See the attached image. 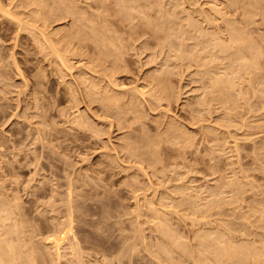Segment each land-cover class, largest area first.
<instances>
[{
  "label": "rangeland",
  "instance_id": "rangeland-1",
  "mask_svg": "<svg viewBox=\"0 0 264 264\" xmlns=\"http://www.w3.org/2000/svg\"><path fill=\"white\" fill-rule=\"evenodd\" d=\"M0 1L6 10L19 2ZM124 1L44 0L43 10L39 4L36 9L44 12L45 25L35 12L38 21L33 13L15 16L28 24L34 17L30 29L0 12V201L9 203L6 210L17 205L10 210L19 215L24 249L32 246L35 252L26 250L25 256L35 255L36 264H157L150 257L158 253L156 222L166 228L180 221L175 223L180 230L170 226L182 237L207 224L195 222L193 230L184 219L193 206L188 201L196 202L197 195L206 198L201 206L206 220L195 214L201 207L191 208L203 217L200 222H224L215 224L220 229L210 226L224 232L228 220L229 231L250 229L247 234L264 239V0ZM74 23L78 27L72 29ZM51 38L62 62L48 49ZM212 38L228 51L215 50ZM243 40L253 45L248 50L259 52L249 57L242 48L248 59L238 62L244 59L236 52L246 47L239 44ZM204 42L212 44L205 48ZM219 72L224 79L237 74L228 92L227 86L211 91L213 78L224 81ZM173 125L178 131L170 132ZM225 184L243 186L245 199L234 202L237 195L230 201ZM223 186L215 195L226 196L209 197ZM148 207L160 216L153 217ZM179 209L181 215L173 213ZM66 220L72 232L57 257L50 241Z\"/></svg>",
  "mask_w": 264,
  "mask_h": 264
},
{
  "label": "bare ground",
  "instance_id": "bare-ground-1",
  "mask_svg": "<svg viewBox=\"0 0 264 264\" xmlns=\"http://www.w3.org/2000/svg\"><path fill=\"white\" fill-rule=\"evenodd\" d=\"M9 1V0H8ZM12 1H14V0H12ZM44 0H19V2L17 1V4L16 3H14V4H16L15 6H14V8L12 7V9L11 8H7V10L6 9H4V6L5 5H3V7L1 6V1H0V12H1V14H3V15H5V17L6 16H9V17H11L10 18V20H14V22H15V25H17L18 24V26H19V28H21V27H25V29H27L30 25L31 26H33L32 24H33V21H34V17H36V15H35V13L37 14V17H39L40 18V16H41V18L43 19H39L41 22H42V24H41V26L42 25H45V14L43 15V13H42V11H40V10H43V7H44V5H43V2ZM57 1V0H56ZM124 1V0H123ZM123 1L121 0V2H118V4L120 5L121 3H123ZM53 2H55V1H53ZM58 2H59V4H61L60 2H61V0H58ZM232 2H235V1H232ZM11 3V2H10ZM56 3V2H55ZM127 4V2H125L124 1V3L123 4ZM39 4V6H41V9L38 11L36 8H37V6L36 5H38ZM56 4H58V3H56ZM55 4V5H56ZM123 4H121V5H123ZM136 4V3H135ZM232 5H235V4H233V3H231ZM7 5H10L9 4V2H8V4ZM11 5H12V3H11ZM10 5V6H11ZM131 5V4H130ZM33 8H32V7ZM36 6V7H35ZM39 6H38V8H39ZM125 6V5H124ZM25 7H27V8H25ZM28 7H29V10H30V8H32V10L29 12V10H28V12H26L25 10V12L22 10H20V8H23V9H28ZM56 8H58L59 10H60V6L59 7H57V6H55ZM119 7V6H118ZM130 7V6H129ZM121 8V7H120ZM124 8H127V6H125ZM131 8V7H130ZM10 9H11V11H10ZM14 9V10H13ZM15 9H16V11H15ZM53 9H54V7H53ZM52 9V11L54 12L55 10H53ZM57 9V10H58ZM135 9V8H134ZM213 9V8H212ZM17 10H19V11H17ZM122 10H124V9H122ZM132 10V9H131ZM50 11V12H49ZM121 11V10H120ZM120 11H117V12H119L120 13ZM134 11V10H133ZM136 11H137V9H136ZM33 12H35V13H33ZM48 12L49 13H51V10H48L47 11V14H48ZM51 13L50 15H54V13L55 12H57V11H55L54 13ZM121 12H123V11H121ZM124 12H126L127 13V11H126V9L124 10ZM123 12V13H124ZM131 12V11H130ZM31 13H33L32 15H35L34 17H33V19L32 20H28V22L29 23H31L32 22V24H28V23H26L27 21H24L23 19V21L21 20V19H18L19 17H20V15L21 16H23V15H25L24 17H29V18H31ZM123 13H120L121 15L123 14ZM128 13H129V10H128ZM127 13V14H128ZM132 13V12H131ZM17 14H20L19 15V17H18V15ZM125 14V13H124ZM123 14V15H124ZM133 14H135V12L133 13ZM2 15V16H3ZM43 15V16H42ZM49 15V14H48ZM47 15V16H48ZM135 15H137V14H135ZM18 17V18H16V17ZM46 16V20H48V17ZM120 16V15H119ZM125 16V15H124ZM15 17V18H14ZM37 17H36V20H37ZM98 17V16H97ZM127 17H130V15H128V16H126V17H124V18H127ZM21 18V17H20ZM120 18V17H119ZM76 19V18H75ZM129 19V18H128ZM127 19V20H128ZM162 19V18H161ZM12 20V21H13ZM79 20H80V17H79ZM91 20V19H90ZM122 20V19H121ZM131 20V19H130ZM129 20V21H130ZM149 20V19H148ZM163 21H164V19H162ZM38 21V20H37ZM75 20H73V22H74ZM76 21H77V19H76ZM89 21V20H88ZM124 21V20H123ZM144 21V20H143ZM43 22H44V24H43ZM78 22V21H77ZM82 22V21H81ZM131 22V21H130ZM146 23H147V21H145ZM151 22L152 21H150L149 23L151 24ZM161 22V21H160ZM208 22V21H207ZM80 23V22H79ZM85 23V22H84ZM88 23V22H87ZM75 24V23H74ZM83 24V22L81 23V25ZM93 23H92V20H91V25H92ZM148 24V23H147ZM29 25V26H28ZM78 25H80V24H78ZM101 26H102V24H100ZM99 25V26H100ZM104 25V24H103ZM76 26V24L75 25H72V29H73V27H75ZM100 26V27H101ZM192 26V25H191ZM76 27H78V26H76ZM85 27V26H84ZM155 27V26H154ZM193 27V26H192ZM195 27H197V26H195ZM194 27V28H195ZM38 28V27H37ZM70 28V29H71ZM164 28V27H163ZM194 28H192L193 30H197V29H194ZM232 27L230 26V29H231ZM28 29H30V28H28ZM72 29L70 30V31H72ZM76 29V28H75ZM78 29V31H79V28H77ZM81 29H83L82 27H81ZM164 29H166V28H164ZM69 30V29H68ZM232 30V32H233V28L231 29ZM69 31V32H70ZM74 31V30H73ZM77 30H76V32L77 33H79V35H80V32H78ZM229 31V30H228ZM235 31V30H234ZM68 32V33H69ZM76 32H74V33H76ZM209 33V35L210 34H212V33H210V32H208V31H205L204 33L207 35V33ZM231 32V31H230ZM71 33V32H70ZM93 33H94V31H93ZM233 34H235V32H233ZM241 34V33H240ZM240 34H238V35H240ZM216 34H214L213 35V37H217V36H215ZM229 35H230V33H229ZM228 35V36H229ZM232 35V34H231ZM235 35H237V34H235ZM41 36H42V34H41ZM197 36H199V34L197 35ZM211 36V35H210ZM199 37H201V36H199ZM207 38H209L208 36H206ZM212 37V36H211ZM229 37H231V36H229ZM238 37H241V36H238ZM92 38H93V36H92ZM97 38V37H96ZM99 38H101L100 36H99ZM103 38V37H102ZM220 38H221V36H220ZM228 38V37H227ZM232 38H233V36H232ZM60 39V38H59ZM94 39V38H93ZM92 39V40H93ZM212 39H214V38H212ZM215 39H217V38H215ZM214 39V41H216V46H217V48H215L216 46H214V49L216 50V49H218L219 48V46H222L221 48H219L218 50H220V49H222V50H220V51H224V50H226L225 52H227L228 50L227 49H225V46H224V42L223 41H221V39H219V41H217V40H215ZM222 39H224V37L222 38ZM236 39H238L237 37H235L234 38V40H232V41H234L235 42V44H236V42H238V40H236ZM46 40V39H45ZM96 39H94V41H95ZM98 41H100V43L102 44V42L103 41H101L100 39H97ZM96 40V42H98ZM104 40V39H103ZM209 40H211V39H209ZM224 40H226V39H224ZM229 40V41H228ZM47 41V40H46ZM51 41L53 42V40H52V38H51ZM55 42H56V40H54ZM60 41H61V39H60ZM106 41H109V40H106ZM204 41V40H203ZM205 41H206V39H205ZM214 41L212 40V41H210V42H212L213 43V45H214ZM227 41L234 47V45L232 44V41H230V38L229 39H227ZM248 41V40H247ZM246 40H243L241 43H239V44H243V42H244V44H243V46L245 45L246 47H241V50H242V48L243 49H246L247 47H249V49H251L252 47H253V45L251 44V42L249 41V42H247ZM45 42V41H44ZM50 42V41H49ZM52 42H50L51 44H53V45H50L51 46V48H50V46H49V50H51L52 51V53L54 52V56L55 55H57V56H59L58 54H59V51H58V49H56V51H53V49H52V47L54 46V42L52 43ZM58 42H59V40H58ZM96 42H94V43H96ZM210 42H204L206 45L205 46H208V47H205V48H209V46H210V44H212V43H210ZM233 42V43H234ZM203 43V44H204ZM208 43V44H207ZM218 43H222V45L220 44V45H218ZM247 43H249V45L247 44ZM56 44V43H55ZM107 44V43H106ZM110 44H112L111 42H110ZM212 45V46H213ZM252 45V47H250ZM112 46H113V44H112ZM238 46H242V45H238ZM236 47V48H239V47ZM255 46V45H254ZM212 48V47H211ZM256 48V47H255ZM54 49H55V47H54ZM106 49V48H105ZM207 50V49H206ZM213 50V49H212ZM212 50H210L209 52H210V54H206V55H212ZM234 50H235V48H234ZM252 50H254L256 53H254V54H258V50L257 49H252ZM252 50H248V48H247V51H248V56L250 57V56H252V54H250V53H252L251 51ZM104 51V50H103ZM106 51H107V49H106ZM244 51H246V50H244ZM258 51V52H257ZM57 52V54H55ZM208 52V53H209ZM234 52V51H233ZM236 52H237V54H238V52H239V55H237V56H239V58L241 57V56H243V54H241V53H244L243 52V50L242 51H240V50H236ZM241 54V55H240ZM247 54L245 53V56H246ZM61 56V55H60ZM57 57L60 61H61V57ZM247 56V57H248ZM196 57H197V55H196ZM210 57V56H209ZM213 56H211L210 58H212ZM234 57V56H233ZM244 57V56H243ZM56 58V57H55ZM61 58V59H60ZM200 58H202V57H200ZM205 58H207V57H205ZM239 58H236L237 60H239ZM57 59V60H58ZM198 59V58H197ZM208 59V58H207ZM241 60H239L238 62H242V61H246L245 59H248V58H245L244 57V59L243 58H240ZM63 60V59H62ZM199 61L201 60V59H198ZM237 60H236V62H237ZM232 61L233 60H231V63H232ZM252 61V60H251ZM62 62V61H61ZM253 62H255L254 60L252 61V63ZM206 63H207V61H206ZM205 63V64H206ZM256 63V62H255ZM235 63H232V68H233V65H234ZM251 64V63H250ZM249 64V65H250ZM210 65V64H209ZM211 65H214V64H211ZM231 65V64H230ZM238 65H239V63H238ZM252 66H253V64H251ZM240 66V65H239ZM247 66H248V64H247ZM203 67H209V66H206V65H204ZM236 68H239V67H236ZM211 69V71H213V69L212 68H210ZM231 69V68H230ZM218 71V70H217ZM217 71H215V72H217ZM237 71H238V69H237ZM235 69H234V72H237ZM165 73V72H164ZM209 73V72H208ZM226 73V72H225ZM218 74H220V72L218 73ZM222 74V73H221ZM220 74V75H221ZM235 74V73H234ZM208 75H210V74H208ZM224 75L225 74H222L221 75V77H223V79L224 78H228L227 76L226 77H224ZM226 75H228L227 73H226ZM236 75L237 74H235V75H233V76H235L236 77ZM235 77H233V78H231V79H233L234 80V78ZM210 78H213V77H210ZM217 78V79H216ZM230 78V77H229ZM215 81V83H216V85H214L213 84V82H211L212 84L211 85H213L214 87H210V88H214V89H211V91L213 90H216L217 89V87L218 86H227L226 88L225 87H222V89L223 90H225V91H227L228 89H231V88H233L232 86H234L233 85V80H231V79H224V81L223 80H220L219 79V77H215V78H213ZM212 79V80H213ZM219 80V81H218ZM230 80H231V82H230ZM220 81H222L221 82V84H219L220 83ZM232 84V85H231ZM215 86H217L216 87V89H215ZM229 87V88H228ZM225 88V89H224ZM167 89V88H166ZM166 89H164V90H166ZM228 92V91H227ZM138 93H140V92H138ZM141 93H143V92H141ZM132 94V96H135L136 97V95L134 94V92L133 93H131ZM153 94V93H152ZM155 94V93H154ZM139 95V94H138ZM141 95H143V94H140V96ZM158 95H160V94H158ZM156 96V95H155ZM151 97V96H150ZM157 97V96H156ZM158 97H160V96H158ZM136 99V98H135ZM153 100L155 99V97H153L152 98ZM160 99H161V97H160ZM159 99V100H160ZM158 100V99H157ZM157 100H155V101H157ZM131 104V103H130ZM130 107H132V106H130ZM171 129H170V132L173 130L172 128H174V129H176L177 131H178V127H174V125L173 126H171L170 127ZM168 129V128H167ZM176 133H178V135H179V132H176ZM151 143V142H150ZM149 143V144H150ZM147 144V143H146ZM148 144V146H150ZM153 144V143H152ZM155 144V143H154ZM146 145H143V147H145ZM155 146V145H154ZM154 146H152L153 148H154ZM129 147V146H128ZM132 147V146H131ZM142 147V148H143ZM138 148H139V146H138ZM148 148V147H147ZM153 148L152 149H150L149 151H151V150H153ZM157 148V147H156ZM131 149V148H130ZM132 150V152H134V150L135 149H131ZM145 150V149H144ZM141 151H143V150H141ZM140 150H138V152H141ZM154 151V150H153ZM142 154V153H141ZM141 154H139V156L141 155ZM148 151H147V153H146V156L148 157V158H151V156H152V152L150 153V155L151 156H148ZM144 155V154H143ZM142 156V155H141ZM140 156V157H141ZM144 157V156H143ZM238 180V179H237ZM239 181V180H238ZM238 181H237V183H238ZM232 182H235V183H233L234 185H236L237 183H236V180L235 181H232ZM228 183H230L231 185H233L231 182H228ZM226 186H225V188L228 186L227 184H225ZM230 185V186H231ZM230 186H228V187H230ZM241 185H237L236 187H240ZM243 186H241L240 188H235V189H237V190H235V189H233V188H226V190L224 189V186L223 187H221L220 189H218V190H215L214 192H213V194H212V192L211 193H209L208 195H209V197L210 196H217V195H219V194H217V195H215L216 193H217V191L219 192V190L221 191V193H223V191L225 190V192H229L228 193V195L229 196H226L225 194H220L222 197L225 195L227 198H230V201H232V199L231 198H233V197H235V196H239V193L240 192H242L241 190H243V188H242ZM217 188V187H216ZM215 188V189H216ZM242 188V189H241ZM222 189H224V190H222ZM230 189V190H229ZM239 189H241L240 191H239ZM230 192L231 193H236V195L233 193V194H230ZM243 193V192H242ZM242 193H240V195L242 194ZM230 195H231V197H230ZM234 195V196H233ZM243 195V194H242ZM242 195L240 196V198L237 196V197H235V198H233V200H235L234 202H236V201H243L241 198H243L242 197ZM2 197V196H1ZM198 197H200V198H203V197H201L200 195L198 196H196L195 198H196V202L194 201V202H192V201H188V203H190V205L191 204H193V208H196L197 206H199V207H201V206H204V205H206V202H202V201H206V200H204V199H206V198H204L202 201H201V199L199 198V199H197ZM205 197H208V196H205ZM3 198V197H2ZM236 198L237 199H241V200H236ZM249 198V197H248ZM16 199V198H15ZM219 199H221V198H219ZM243 199H245V198H243ZM5 200V199H4ZM13 200H14V198H13ZM217 200V198L214 200V201H216ZM224 200V199H223ZM222 200V201H223ZM3 199H1V201H0V205H2L1 207H0V209L1 208H3L4 207V209L5 208H8L7 206L9 205V203H7L6 204V206H4L3 205V203L5 204V202L3 201ZM6 201V200H5ZM15 201V200H14ZM184 201L185 200H181V202H179L178 204H177V207H178V205L180 204L181 206H183V204H184ZM219 201H221V200H219ZM226 201V200H225ZM8 202V201H7ZM11 202H12V200H11ZM149 202H151V201H149ZM147 203L148 204V206H150L149 204L150 203ZM208 202V201H207ZM13 203V202H12ZM182 203V204H181ZM218 202H214V204L216 205ZM233 203V202H232ZM151 204H153V203H151ZM14 205H16L15 203H13V207H14ZM210 205V204H209ZM10 206V205H9ZM17 206V205H16ZM153 206V205H152ZM254 206V205H253ZM13 207H10L11 209L13 208ZM176 207V208H177ZM191 207V208H192ZM237 207H238V205H237ZM236 206H235V208H237ZM10 208L8 209V210H0V264H34L37 260H34L36 257H35V255H33V257L32 256H29L30 257V259L29 260H27V258H29L28 256H25V255H27V254H25V253H27V252H24V251H26V250H28V249H24L25 248V242H23V239H24V234H22V236H21V233H24V232H21L22 230H23V228H22V230L20 229L21 228V223H20V219L18 218L19 217V215H17L18 213L17 212H15V213H17V214H15V215H17V216H14V212H12V210H10ZM18 207H16V209H17ZM148 208H150V207H148ZM152 208V207H151ZM149 209V211L150 212H152V213H154L153 214V217H155L154 215H156V216H160V215H158V212H156V211H159V210H154V209ZM179 208V207H178ZM188 208V207H187ZM191 208H189L190 210H188V209H186V211L187 212H190L189 214H187V215H185V216H187V217H184V215H183V217H184V219L186 218V219H189L190 220V222L192 223V225H190L189 224V226H190V228H194V227H191V226H199V224L201 223L202 225H205V223H207L206 225H208V224H210V225H208V226H204L203 228H201V229H198L197 227H195L194 229H196L195 231H192L191 230V233L193 232V235L189 232L188 234L190 235H192V237H190V236H183L182 237V235L181 234H178V232H180V231H177V229H178V227H177V225L180 223V221H179V223L177 222V225L175 224L176 222H174V224H172V222L171 221H166V222H168V223H171L172 225H176V227H177V229H176V227L174 226V227H172V226H170L171 224H169V225H166L167 227L165 228L164 227V225L162 226V225H160L161 223L158 221V222H156V224L153 226L154 228L156 227V225L158 226V227H156L154 230L155 231H152V232H156V234L159 236V237H156L155 238V245H156V250L158 251V253H161L162 255H164L165 256V259H161V256L160 257H158V255H161V254H158V253H156L155 251V253L156 254H153L154 252L153 251H150V250H148L147 248H148V246L147 245H145V246H147V248H144L146 251L148 250L149 252H147L149 255L150 254H153V255H150V257L151 258H153V260H156V263L157 264H183V262H181V261H183L182 260V258L181 259H178L179 257L178 256H176V254L177 253H179L180 254V256H185V257H183L184 258V261H187L186 263L188 264V262H191V264H264V239L262 240L260 237H253V236H251V235H249V234H247V232L248 233H250L249 231H251L250 229H249V231H246L245 229L243 230L242 228H235V227H233L235 230L236 229H239L238 231H236L235 232V230H233V228L229 231V229H227V228H231V224H232V222L229 224V222H228V220H226L225 222H227V225H230V226H227V228H226V226H224V225H226L224 222H221L222 224H224V225H222V227L224 226L225 228H223V229H225L224 230V232L223 231H220V230H218V229H216L217 231H215V228H221V226H217V227H215V224L216 223H218L217 225H221V223L219 224V222L216 220V222L215 221H213L214 220V218H211V219H213L212 221L214 222V223H212V221H210V223H208V220H207V222L206 221H203V222H200L201 221V218H203V217H201L200 215L198 216L200 219H198L197 218V216H195V215H193V212H195V211H193V209H191ZM203 207H201L200 209H198V208H196V211H197V209L198 210H200V211H197V212H195V214L196 215H198V212H199V214H204L203 216H205V213L206 212H203V211H201V209H202ZM243 209L242 207H240V205H239V210H241V209ZM247 208H248V211H249V206H247ZM246 208V209H247ZM14 209V208H13ZM16 209H14V210H16ZM238 210V211H239ZM18 211V210H17ZM161 211H163V210H161ZM169 211V210H168ZM176 211H179V212H177L178 214H180L181 213V210L179 209V210H174L173 211V213H176ZM186 211L184 212H182L183 214L184 213H186ZM205 211V210H204ZM230 211H232V210H230ZM248 211H247V213H248ZM12 212V213H11ZM166 212H167V210H166ZM152 213H151V215H152ZM157 213V214H156ZM165 215H166V213L165 212H163ZM172 213V212H171ZM176 213V214H177ZM233 213V212H232ZM239 213H241V211L239 212ZM245 213V212H244ZM244 213H242V214H240L242 217L244 216ZM161 215H164V214H162V212L160 213ZM246 214V213H245ZM21 215V214H20ZM181 215V214H180ZM224 215H228V213L227 214H224ZM247 215V214H246ZM246 215L243 217V218H247L246 217ZM24 217H22V218H25V215H23ZM190 216H192V217H190ZM196 218H195V217ZM228 216H230V215H228ZM232 216V215H231ZM15 217L16 218H18L19 220L17 221V219H15ZM178 217H180V216H178ZM206 217H207V215L205 216V220H206ZM159 219V218H158ZM181 219V218H180ZM25 220V219H24ZM164 220V219H163ZM182 220V219H181ZM200 220V221H199ZM22 221V220H21ZM27 221V220H26ZM67 221V223H68V220H66ZM10 222V223H9ZM196 222V223H195ZM198 222H199V224H198ZM67 223H65V224H67ZM158 223H160V224H158ZM168 223H166V224H168ZM196 225H195V224ZM65 224L63 223V225L65 226ZM211 224H212V226H213V224H214V229L212 228H210V226H211ZM69 225H71V222L69 221V223H68V225H66L65 227L64 226H62V224H61V228L59 227H57L58 229H56V230H53V235L55 236L54 238L53 237H51V241H50V243L53 245V247L55 248V250H53V252L55 251V252H57L56 254H57V257H58V255H59V252H60V250H61V248H62V245H63V243H65V241L67 240V235H68V233L70 232H72V230H71V228H72V226H71V228H70V226ZM152 227V228H153ZM161 227H164V228H161ZM208 227V228H207ZM180 229H181V227H179ZM219 228V229H220ZM180 229H178V230H180ZM193 229V230H194ZM227 229V230H226ZM71 230V231H70ZM153 230V229H152ZM190 230V229H189ZM214 230V231H213ZM241 230V231H240ZM177 231V232H176ZM226 231V232H225ZM231 231H233V232H231ZM241 232V234L240 233H237V232ZM243 231H245L246 233H244ZM21 232V233H20ZM237 233V234H240V236H237V234H235V233ZM243 232V233H242ZM187 234V233H186ZM52 235V236H53ZM181 236V237H179V236ZM252 235H256V233H253ZM69 236V235H68ZM259 236V235H258ZM23 237V238H22ZM251 237V238H250ZM253 237V238H252ZM46 238H49V237H46ZM144 238V237H143ZM151 238V237H150ZM181 238H185L184 239V241L182 240V241H179V240H181ZM255 238V239H254ZM259 238V239H258ZM141 239H142V237H141ZM145 239V238H144ZM151 239H153V238H151ZM150 239V240H151ZM256 239H258V240H256ZM146 240V239H145ZM259 240H262V242L261 241H259ZM25 241H26V239H25ZM27 243V242H26ZM70 243H72V242H70ZM140 243H142V242H140ZM146 243H150V242H146ZM48 245V244H47ZM64 245H67V244H64ZM63 245V246H64ZM70 245V244H69ZM68 246V245H67ZM66 246V247H67ZM144 246V247H145ZM28 247H30V246H28ZM48 247V246H47ZM66 247H63V250H66V249H64V248H66ZM69 247H75V246H73V244H71V246H69ZM68 247V248H69ZM32 248V246L30 247V249ZM71 248H69V249H71ZM142 248V247H141ZM151 248V250H155V249H152V248H155V247H150ZM29 249V250H30ZM37 249V248H36ZM36 249H35V251H36ZM69 249H67V250H69ZM76 250V247L75 248H73L72 249V251H74L75 252V250ZM28 250V251H29ZM69 251H71V250H69ZM144 251V250H143ZM30 252V251H29ZM29 252H28V255H29ZM35 253L34 251H32V249H31V254H33V253ZM55 252H54V254H55ZM151 252H153V253H151ZM175 252V253H174ZM177 252V253H176ZM37 253V252H36ZM41 253V252H40ZM137 253V252H136ZM73 254V253H72ZM174 254V255H173ZM74 255H75V253H74ZM126 255V254H125ZM135 255V254H134ZM148 255V256H149ZM40 256V255H39ZM44 256V255H43ZM56 256V255H55ZM121 256V255H120ZM130 256V255H129ZM140 256V255H139ZM153 256V257H152ZM187 256V257H186ZM31 257L32 258H34V259H31ZM38 257V256H37ZM56 257V259H58ZM126 257H127V255H126ZM125 257V258H126ZM141 257H144V256H141ZM174 257H176V260H175V258ZM178 257V258H177ZM75 258V259H74ZM78 257L77 256H74L73 257V259H74V261L75 260H77L78 261V259H77ZM140 258V257H139ZM186 258H188V260H185ZM26 259V260H25ZM38 259V258H37ZM40 260H41V258H39ZM145 259H147V258H145ZM42 260H43V258H42ZM41 260V261H42ZM140 260H142V259H140ZM177 261L178 260V262H173V261ZM32 261V262H31ZM34 261V262H33ZM127 261V260H126ZM145 261V260H144ZM151 261V260H150ZM128 262H130V261H128ZM132 262V261H131ZM152 263H154L153 261H151ZM38 263V262H37ZM41 263V262H40ZM43 263H44V261H43ZM46 263V262H45ZM147 263V262H146ZM145 263V264H146ZM151 263V264H152ZM185 263V264H186ZM36 264V263H35ZM190 264V263H189Z\"/></svg>",
  "mask_w": 264,
  "mask_h": 264
}]
</instances>
